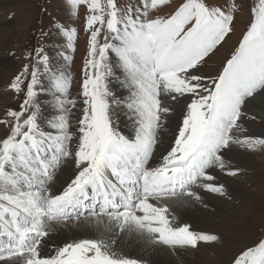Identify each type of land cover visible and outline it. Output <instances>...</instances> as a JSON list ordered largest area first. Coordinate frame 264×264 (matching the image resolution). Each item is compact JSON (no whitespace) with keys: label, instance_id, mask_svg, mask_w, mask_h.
<instances>
[{"label":"snow or ice","instance_id":"obj_1","mask_svg":"<svg viewBox=\"0 0 264 264\" xmlns=\"http://www.w3.org/2000/svg\"><path fill=\"white\" fill-rule=\"evenodd\" d=\"M70 14L85 9L88 34L80 115L70 119L72 76L53 68L43 46L9 88L24 98L8 108L0 125V264H142L120 251L121 237H138L170 248H196L215 234L179 224L171 205L200 200L193 189L225 194L213 169L235 176L226 159L233 146L264 149V136L247 135L250 109L264 106V0L249 7L250 20L218 72L199 71L235 30L236 0H67ZM168 8V12L161 9ZM74 51L75 27L56 23ZM114 54L115 63L110 60ZM34 57V60L32 59ZM64 59L71 62L72 56ZM122 70L126 100L108 80ZM45 79L47 83H45ZM52 92L55 113L42 120L38 96ZM131 114L134 135L114 126L112 107ZM175 118L170 143L161 133ZM163 147L153 161L157 148ZM72 163L60 190L57 172ZM84 226L93 235L49 245L56 226ZM231 264H264V238Z\"/></svg>","mask_w":264,"mask_h":264},{"label":"rangeland","instance_id":"obj_2","mask_svg":"<svg viewBox=\"0 0 264 264\" xmlns=\"http://www.w3.org/2000/svg\"><path fill=\"white\" fill-rule=\"evenodd\" d=\"M249 1L236 0L240 5V11L236 16L234 32L207 58V62L199 69L200 72L206 74L218 72L225 58L236 46L240 34L250 20ZM175 2L178 3L179 0ZM212 2L224 3L225 0H212ZM250 3L253 4L254 0ZM161 11L168 12L169 9L163 8ZM84 17L83 7L80 8L79 15L73 17L67 0H0V117L4 116L8 108L19 109L24 95L23 93L17 95L9 85L23 66L30 62L27 53L43 46L53 68L65 69L72 76L70 98L77 99V106L72 109L70 119L75 129V121L82 107L78 93L83 79L82 68L88 35L84 30ZM56 23L77 29L78 36L74 51L67 48L66 39L55 28ZM65 55L72 56L70 63L64 59ZM32 59L34 60V57ZM115 59L114 54H110L113 63ZM118 70L122 71L117 68ZM45 83H47L46 79ZM108 87L115 98L121 100L116 94L115 77L109 78ZM37 99L41 105L43 120L44 114L50 112L51 107L55 108L56 102L52 92L41 93ZM112 113L114 126L120 131L119 122L128 118L124 106L114 105ZM257 123L264 128V121L257 120ZM166 127L167 131L161 133L162 141L170 140L173 133L171 122ZM4 133L5 127L0 125V136ZM245 134L259 136L251 129ZM229 154L232 155L228 158ZM225 157L231 161L234 168L240 170L239 173L231 176L216 169L223 175L219 183L224 185L225 194L206 191L211 196L204 206L206 218L201 216L203 221L198 224L184 221L191 230L201 229L203 232L217 235L219 239L215 242H202L196 248H176L179 260L173 264H231L240 251L247 246H254L264 238V149L253 151L233 146ZM63 168L65 167L57 172L53 183H56ZM136 259L141 260L142 264H152L142 258Z\"/></svg>","mask_w":264,"mask_h":264},{"label":"bare ground","instance_id":"obj_3","mask_svg":"<svg viewBox=\"0 0 264 264\" xmlns=\"http://www.w3.org/2000/svg\"><path fill=\"white\" fill-rule=\"evenodd\" d=\"M118 68V67H117ZM115 68V81L117 84L116 94L117 97L121 100H126L129 95V89L124 86L123 80L124 75L123 72ZM124 110L128 115V118L125 121L119 122L120 132L124 135H134L133 130V121L131 118V114L124 106ZM55 113V108L51 107L50 112H46L44 114L43 120L46 121L49 117H51ZM124 113V112H123ZM251 114L256 115V119H247L245 118L243 127L247 130L254 131L259 136L264 135V128L257 123V120L264 121V106H262L259 102H256L255 106L250 109ZM173 128H175V119L170 120ZM167 126V125H166ZM170 127V125H169ZM168 127V128H169ZM166 134V133H164ZM170 143V140L163 141V145L166 146ZM235 149V148H234ZM163 151V147L157 148V154L153 157V161L158 159L160 152ZM227 151L225 152V154ZM237 153V152H235ZM239 153V152H238ZM232 155V154H231ZM229 154L228 158L231 157ZM238 155V154H237ZM233 159V158H232ZM72 171V163L68 162V165L63 168L60 172V175L56 179V183L52 184L53 190H60L64 182L67 180L68 176L71 175ZM212 174L216 177V182L219 183L220 179H222L223 175L218 172L216 169L212 171ZM200 194L201 199L195 200L186 198L183 202H175L171 205V212L176 218V222L179 224H186L184 221H193L197 224L201 221V216L206 218V208L205 203L208 202V198L211 196L208 192H204L203 189H196ZM201 231V229H200ZM93 235V230L87 229L84 226H80L79 228L75 225H70L68 227L56 226L53 234L47 238L48 244L45 245V251H48L49 245L52 244H61L63 242L70 241L72 239L84 238ZM117 247L120 251L125 254H129L135 258H142L150 261L152 264H173L174 262L179 260V256L177 253V249L170 248L168 246L162 244H151L143 241L138 237H121L117 241ZM180 249V248H178Z\"/></svg>","mask_w":264,"mask_h":264},{"label":"water","instance_id":"obj_4","mask_svg":"<svg viewBox=\"0 0 264 264\" xmlns=\"http://www.w3.org/2000/svg\"><path fill=\"white\" fill-rule=\"evenodd\" d=\"M251 1V0H250ZM250 1H249V7L252 5L251 3H250Z\"/></svg>","mask_w":264,"mask_h":264}]
</instances>
